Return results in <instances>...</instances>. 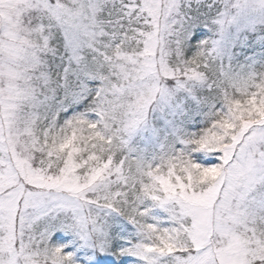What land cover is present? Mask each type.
<instances>
[{
    "label": "snow or ice",
    "instance_id": "6c2138e0",
    "mask_svg": "<svg viewBox=\"0 0 264 264\" xmlns=\"http://www.w3.org/2000/svg\"><path fill=\"white\" fill-rule=\"evenodd\" d=\"M0 264H264V0H0Z\"/></svg>",
    "mask_w": 264,
    "mask_h": 264
}]
</instances>
